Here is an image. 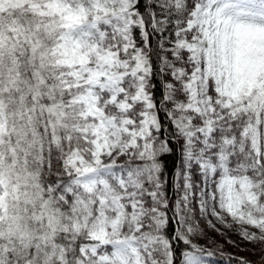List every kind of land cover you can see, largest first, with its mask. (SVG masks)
Instances as JSON below:
<instances>
[{
	"label": "snow or ice",
	"instance_id": "6c2138e0",
	"mask_svg": "<svg viewBox=\"0 0 264 264\" xmlns=\"http://www.w3.org/2000/svg\"><path fill=\"white\" fill-rule=\"evenodd\" d=\"M225 255L264 264V0H0V264Z\"/></svg>",
	"mask_w": 264,
	"mask_h": 264
},
{
	"label": "rangeland",
	"instance_id": "374dc122",
	"mask_svg": "<svg viewBox=\"0 0 264 264\" xmlns=\"http://www.w3.org/2000/svg\"><path fill=\"white\" fill-rule=\"evenodd\" d=\"M230 236H231L232 240H236L237 239L236 235L230 234ZM214 239H216L223 246V250H224L225 253H236L237 250H236L235 247L225 244L224 241L221 240L220 238H214ZM246 252H249V249L247 247H243L242 246V250L240 251L239 255H243Z\"/></svg>",
	"mask_w": 264,
	"mask_h": 264
},
{
	"label": "trees",
	"instance_id": "16d2710c",
	"mask_svg": "<svg viewBox=\"0 0 264 264\" xmlns=\"http://www.w3.org/2000/svg\"><path fill=\"white\" fill-rule=\"evenodd\" d=\"M169 190H171V185H169ZM210 235L213 238H220V236L214 232H210ZM221 239V238H220ZM201 243H204L203 240H201ZM225 243V242H224ZM226 244V243H225ZM243 255H250V252H246ZM254 258V257H253ZM213 264H227V255H225L223 258L217 256L214 258Z\"/></svg>",
	"mask_w": 264,
	"mask_h": 264
}]
</instances>
